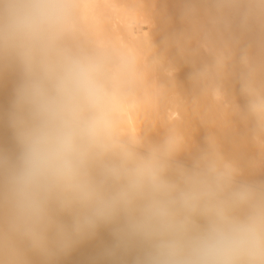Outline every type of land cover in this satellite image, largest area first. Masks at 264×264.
Here are the masks:
<instances>
[{
	"label": "clouds",
	"instance_id": "obj_1",
	"mask_svg": "<svg viewBox=\"0 0 264 264\" xmlns=\"http://www.w3.org/2000/svg\"><path fill=\"white\" fill-rule=\"evenodd\" d=\"M83 8L0 0V71L18 73L14 149L0 148V264H30V253L50 261L101 227L115 240L106 254L130 264H264V182L246 178L264 168V0H215L208 17L209 33L230 38L216 66L238 70L246 103L232 110L251 125L256 153L246 162L211 131L196 148L178 123L156 140L122 135L120 69L81 38ZM257 27L262 38L241 46L236 33ZM214 94H226L222 81Z\"/></svg>",
	"mask_w": 264,
	"mask_h": 264
},
{
	"label": "bare ground",
	"instance_id": "obj_2",
	"mask_svg": "<svg viewBox=\"0 0 264 264\" xmlns=\"http://www.w3.org/2000/svg\"><path fill=\"white\" fill-rule=\"evenodd\" d=\"M82 3L81 38L108 49L120 69L122 86L114 105L122 135H147L150 128L156 132L153 138L158 139L161 134L158 128L177 124L182 112L202 113L203 117L193 116L190 120L206 122L209 120L206 114L214 113L218 126H211L201 135L194 134L192 138L199 141L196 144L201 147L211 131L224 141L227 153L242 162L252 159L253 148L247 142L251 125L232 110L234 104L243 108L246 101L240 98L239 79L231 77V65L222 73L217 71V59L222 52L227 53L230 38L227 33H209L208 17L216 12L215 0H82ZM191 6L198 9L199 19H185ZM236 35L241 46L262 37L259 27L253 33ZM197 73L201 74L198 81L193 79ZM220 81L227 94L234 93L228 95L234 97L232 100H226L225 94L216 98L214 93ZM17 83V72L0 71V100L9 94L14 96ZM3 132L0 125V139ZM114 243L111 229L101 227L94 236L50 261L33 253L29 254V260L30 264H125V261L130 264V257L106 254ZM76 254L79 260L75 259Z\"/></svg>",
	"mask_w": 264,
	"mask_h": 264
},
{
	"label": "rangeland",
	"instance_id": "obj_3",
	"mask_svg": "<svg viewBox=\"0 0 264 264\" xmlns=\"http://www.w3.org/2000/svg\"><path fill=\"white\" fill-rule=\"evenodd\" d=\"M137 28H138L137 26L134 27V30L136 32L138 30ZM261 38L262 37L257 38V39H255V41L259 40ZM255 41L250 42V43H254ZM2 71H11V69H5V70H2ZM231 77L232 78L238 77V70L233 68L232 66H231ZM3 83H6V82L3 81ZM232 93L233 92H231L229 94H227V93L225 94V95H227L226 96L227 97L226 100H232L234 98V97H232V99H231V97H228V95L234 96V93L233 94ZM240 98L243 99V101L245 99L242 96ZM1 99H3V100H0V125H1V127L3 128V130L5 132L2 133V137L3 138L0 139V148H4L5 150H10L11 148L14 149V145L11 144L13 139H12L11 129L8 127V124H7V114L6 113L10 109L11 102H12V99H13V95L9 94L8 97H2ZM245 102H244V104H245ZM2 108L4 109V112H5L6 115L4 114ZM203 115L204 114L199 113V112H194V113H191L189 111L182 112V113H180L181 120L179 122H177V123L180 124L181 127L183 128V130L187 134H189L190 136H193L194 134L195 135H201L202 133H205L208 130H210L211 126H218L217 121L215 120V118H213V117H215L214 113L206 114L208 116V118H209L208 122H206L204 120L203 121L202 120L201 121H191L190 120V118L193 117V116H195V117H200V116L203 117ZM151 125H152V123H151ZM168 125H170V124H167L165 126L161 125L158 128V131H160L162 133L165 130V127L168 126ZM147 135H149L153 140H156L155 138H153L156 135V132L155 131H151L150 128L148 129ZM193 141H194L195 147L199 148V145L196 144V142H199V141L194 139V138H193ZM203 146H204V143L201 145V147H203ZM194 151H195V149H194ZM250 155L252 156V158H254L256 156V153H255L254 149L251 150ZM182 159L186 163H191V159L187 155L183 156ZM246 178L247 179H251V180H255V181L264 182V168H260V169L256 170L251 175L246 176ZM75 259L79 260V255L76 254L75 255Z\"/></svg>",
	"mask_w": 264,
	"mask_h": 264
}]
</instances>
